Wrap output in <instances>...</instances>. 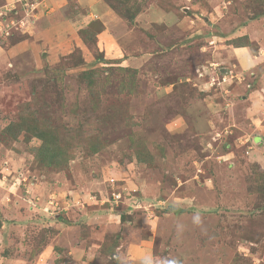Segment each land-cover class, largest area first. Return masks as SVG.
<instances>
[{
  "label": "rangeland",
  "instance_id": "obj_1",
  "mask_svg": "<svg viewBox=\"0 0 264 264\" xmlns=\"http://www.w3.org/2000/svg\"><path fill=\"white\" fill-rule=\"evenodd\" d=\"M0 264H264V0H0Z\"/></svg>",
  "mask_w": 264,
  "mask_h": 264
},
{
  "label": "trees",
  "instance_id": "obj_2",
  "mask_svg": "<svg viewBox=\"0 0 264 264\" xmlns=\"http://www.w3.org/2000/svg\"><path fill=\"white\" fill-rule=\"evenodd\" d=\"M115 9V8H114ZM126 23L131 24L135 20L134 15H128L124 18ZM83 33H80L82 36L85 35ZM241 40H235L232 41L234 44H238V46H235L234 48H244L247 45L239 44ZM94 76V75H93ZM85 77L88 79H92L89 73L85 74ZM26 119H22L21 123H18L16 125H11L6 128L9 131V135L12 137L13 140L17 138V136L21 133H25V135L29 138H36L41 142V145L38 149L35 150L36 154V160L38 162H41L44 166H50V167H59L63 164L67 163V147L61 146L58 142V134L54 130L45 128L43 124H37L33 123L30 124L31 121L27 123V125L24 123ZM24 124V126H23ZM30 124V125H29ZM93 141V140H92ZM78 145V143H76ZM88 148L91 153L96 154L98 152L99 146L93 141L88 144ZM141 154L140 152H136V158L137 161L140 162Z\"/></svg>",
  "mask_w": 264,
  "mask_h": 264
}]
</instances>
